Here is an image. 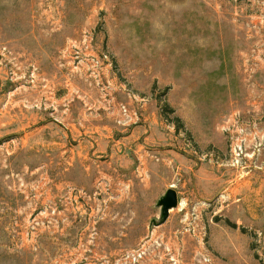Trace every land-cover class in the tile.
Listing matches in <instances>:
<instances>
[{
  "label": "rangeland",
  "instance_id": "374dc122",
  "mask_svg": "<svg viewBox=\"0 0 264 264\" xmlns=\"http://www.w3.org/2000/svg\"><path fill=\"white\" fill-rule=\"evenodd\" d=\"M0 264H264V0H0Z\"/></svg>",
  "mask_w": 264,
  "mask_h": 264
},
{
  "label": "water",
  "instance_id": "95a60500",
  "mask_svg": "<svg viewBox=\"0 0 264 264\" xmlns=\"http://www.w3.org/2000/svg\"><path fill=\"white\" fill-rule=\"evenodd\" d=\"M157 205L160 208L161 224H163L169 216V211L178 205L176 191L174 189H168L159 199Z\"/></svg>",
  "mask_w": 264,
  "mask_h": 264
},
{
  "label": "crops",
  "instance_id": "0c3cea01",
  "mask_svg": "<svg viewBox=\"0 0 264 264\" xmlns=\"http://www.w3.org/2000/svg\"><path fill=\"white\" fill-rule=\"evenodd\" d=\"M178 198V197H177Z\"/></svg>",
  "mask_w": 264,
  "mask_h": 264
},
{
  "label": "trees",
  "instance_id": "16d2710c",
  "mask_svg": "<svg viewBox=\"0 0 264 264\" xmlns=\"http://www.w3.org/2000/svg\"><path fill=\"white\" fill-rule=\"evenodd\" d=\"M178 121V120H177Z\"/></svg>",
  "mask_w": 264,
  "mask_h": 264
}]
</instances>
